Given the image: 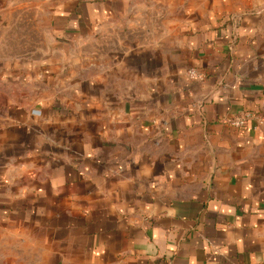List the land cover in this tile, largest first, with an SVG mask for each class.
<instances>
[{
    "label": "crops",
    "instance_id": "obj_1",
    "mask_svg": "<svg viewBox=\"0 0 264 264\" xmlns=\"http://www.w3.org/2000/svg\"><path fill=\"white\" fill-rule=\"evenodd\" d=\"M0 264H264V0H0Z\"/></svg>",
    "mask_w": 264,
    "mask_h": 264
},
{
    "label": "built area",
    "instance_id": "obj_2",
    "mask_svg": "<svg viewBox=\"0 0 264 264\" xmlns=\"http://www.w3.org/2000/svg\"><path fill=\"white\" fill-rule=\"evenodd\" d=\"M186 76L188 80L192 82L201 83L206 80V76L203 73L196 71L195 69H188L186 71ZM250 120H259V118L257 115L251 112H244L236 117L227 120L226 122L234 128L243 129L246 127L247 122Z\"/></svg>",
    "mask_w": 264,
    "mask_h": 264
},
{
    "label": "rangeland",
    "instance_id": "obj_3",
    "mask_svg": "<svg viewBox=\"0 0 264 264\" xmlns=\"http://www.w3.org/2000/svg\"><path fill=\"white\" fill-rule=\"evenodd\" d=\"M166 20V19H165ZM129 36V38L131 39L132 38V36L133 35H126V37H128ZM136 37H135V39L136 38H138L137 37V35H135ZM153 36H156L157 38H162V37H164V35H161V34H156V35H150V34H141V35H139V38L142 40V41H144V40H147L148 38H153ZM175 36V35H174ZM173 36V37H174ZM133 40V39H132ZM29 57H23V61H37L36 60V58H33L34 56H32L31 55V53H34V52H36V51H31V50H29ZM99 52H101L100 51V49H99Z\"/></svg>",
    "mask_w": 264,
    "mask_h": 264
}]
</instances>
